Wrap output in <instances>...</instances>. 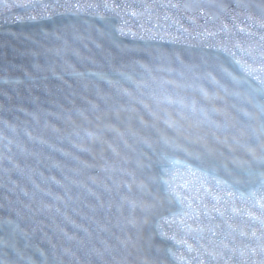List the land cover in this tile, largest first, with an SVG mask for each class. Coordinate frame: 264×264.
Wrapping results in <instances>:
<instances>
[{"label":"water","instance_id":"1","mask_svg":"<svg viewBox=\"0 0 264 264\" xmlns=\"http://www.w3.org/2000/svg\"><path fill=\"white\" fill-rule=\"evenodd\" d=\"M92 2L103 3V0ZM114 2L120 6V15L108 12L105 16L109 24L126 29V34L118 37L120 49L97 32L98 28L105 27L104 19L86 16L73 21L60 7L65 0H44L50 5L47 12L52 13L51 18L36 20L28 19V13L21 8L4 7L14 0L0 2V137H3L0 139V156L3 157L0 159V218L11 216L18 220L21 228L31 234L34 245L48 248L50 240L63 246L60 229L69 234L77 233V229L55 211H40L41 200L56 205L51 198L37 193L33 200L31 195L24 194L25 191L33 193L34 184H39L67 200L66 204L57 206L71 221L89 228L90 246L101 248V241L112 246L113 251L104 257L107 264H113L114 260L125 264H143L145 260L177 264L170 252L163 251L166 249L182 255L190 264H199L201 259L210 261L195 236L184 234L180 218L173 220L172 212L176 208L166 199L167 188L154 180L163 171L159 163L164 150L161 137H180L187 143L183 137L206 136L209 147L223 153V158L228 160L247 159V153L238 147L229 151L225 144L214 139L215 135L231 141L237 134L236 128L218 130L201 122L200 116L190 109L179 105L157 106L151 97L168 94L189 105L195 101L198 108L210 113L218 109L220 111L212 115L218 124L225 123L224 111L242 121L244 117L238 109L251 111V107L233 95H226L221 86H227L230 92L243 90L237 88L228 75H243L237 60L254 69L264 67L262 0ZM43 11L37 9L33 14L40 16ZM69 23H75V29H66ZM57 30L67 32V48L64 41L54 35ZM157 33L164 38L141 40V36ZM57 49L62 51L57 52ZM230 52L235 53V57L229 55ZM114 71L124 72L141 84L137 88L136 83L121 79L120 87L133 91L137 99L152 105L157 113L155 118L136 103L137 113L130 125L126 121L129 113L122 112L117 119L115 108L127 105L128 99L119 95L106 80L74 74L100 72L119 79L113 77ZM260 74L257 71V75ZM97 88L109 96L107 101L98 97ZM201 89L207 91L210 98L206 99ZM93 104L99 106V111L92 110ZM140 117L146 125L140 122ZM168 119L180 125L179 133L168 127L165 123ZM88 132L99 133L101 139L93 140ZM28 133L36 139H30ZM143 137L151 141L152 147L141 142ZM40 139L47 143L40 144ZM168 154L180 161L174 166L176 182L191 183L193 178L184 175V153L169 151ZM223 158L216 156L218 161ZM14 164L19 165L20 171ZM8 169L11 171H6ZM52 177L65 187L56 184ZM217 179H225L224 173L220 172ZM208 188L210 194L204 196L207 214L201 211L198 217L185 218V223L192 228L212 226L217 233L234 237L229 242L236 251L226 253L228 264H264V251L258 240L264 230L256 219L264 216L260 208L262 194L257 192L255 199L236 198L225 204L226 189L218 187L210 177ZM213 196L222 199L218 203ZM130 201L136 202L135 209ZM232 207L237 211L233 212ZM216 208H227L226 216L222 218L214 211ZM131 218H135L137 226L128 224ZM102 227L108 230L100 231ZM77 234L84 235L83 232ZM173 236L176 240L186 239L200 255L196 250L189 251L186 246L177 244ZM117 237L120 240L130 237L135 246L130 244L124 248ZM6 238V230H0V239ZM211 239L205 232L202 243ZM17 240L21 248L27 243L22 235ZM157 249L162 251L157 252ZM6 251L0 246V258L17 259L4 257ZM219 264H224V260Z\"/></svg>","mask_w":264,"mask_h":264},{"label":"snow or ice","instance_id":"2","mask_svg":"<svg viewBox=\"0 0 264 264\" xmlns=\"http://www.w3.org/2000/svg\"><path fill=\"white\" fill-rule=\"evenodd\" d=\"M0 2H2V0H0ZM172 6L176 7V5ZM242 6L248 7V5ZM4 7L9 9L13 7L21 8L28 13L27 18L30 20L51 18L52 15V13L47 12L50 5L44 3V0H14V3L4 4ZM60 7H63L64 13L73 21L86 16H98L104 19L105 27L98 28L97 32L102 38L109 40L114 48H121L118 37L124 36L126 34V29L124 26L117 27L115 24H109L108 18L105 16V13L108 12H111L116 16L120 15V6L117 5L114 0H103V3L92 2V0H65V3L60 5ZM101 8L103 11H101ZM37 9L44 10L43 14L40 16L34 15L33 13ZM260 11L261 14L264 15V0H262L260 5ZM132 14L136 15L135 12ZM21 18L22 17H17V19ZM65 28L75 29V23L66 24ZM131 34L135 35V33ZM54 35H56L58 40L64 41L65 48L68 47L67 32L62 33L57 30ZM158 37L160 39L164 38L157 33L150 34L147 37L141 36V40H155ZM56 51L60 52L62 49H57ZM224 51L227 52L228 49H224ZM229 55L235 57V53L230 52ZM262 59H264V57H262ZM236 63L242 69L243 75L234 76L231 73H228V75L231 77L234 85L243 90L230 92L227 86L222 85L221 87L226 95H233L238 100L242 101L243 104L251 107V111L247 108L238 109L244 117L242 121L238 120L236 117H231L227 111H224L222 115L225 117V123L218 124L212 119V115L220 111L218 109H213L210 113L207 109L198 108L195 101L189 105L183 99H177L168 94H153L151 97L157 106L164 104L179 105L182 109H190L194 115L198 114L200 116L201 122H205L218 130L223 129L224 131H228L230 128H236L237 134L231 137V141H229L228 137L221 140L219 136L215 135L214 139L219 143L225 144L229 151H235L238 147L247 153V159L228 160L227 158H223V153H216L209 147L208 137L206 136H197L194 139L191 136L183 137V140L187 141V143L182 142L180 137H161L164 150L160 153L159 163L162 166L163 171L160 176L154 177V180L163 184L167 188L166 199L169 204L174 205L176 208V210L172 212L173 220H175L176 217H179V223L184 228V234L194 235L200 248L203 249L204 255L211 258L210 261L201 259L199 264H219L221 259L224 260V264H228L226 253H234L236 251L231 247L229 242L230 240H233L234 237H230L229 234L217 233L212 226H209L208 228H192L185 223V218L198 217L201 211H204V214H207V204L204 203V196L210 194V189L208 188L209 177L215 181L218 187L222 186L227 190V200L224 201L225 204L233 202L236 198H239L241 201L255 199L257 192H259L262 194L260 198V208L264 211V67L254 69L240 60H237ZM142 66L147 67L146 65ZM36 67L39 68V65ZM225 71L227 72L226 69ZM257 71L261 74L257 75ZM74 74L79 77L91 76L106 80L107 84L115 88L119 95L128 99L127 105H119L115 108L117 119H120L122 112L129 113L126 117V121L130 125L133 115L137 113V109L134 106L136 103L141 104L154 118L157 116V113L152 110V105L146 103L143 99H137L133 91L120 87L121 79L136 83L137 88L141 87V84L133 81L130 75L124 72L114 71L112 75L113 77L119 78L117 79L109 78L104 73L100 72H76ZM216 83L219 84L218 81H216ZM201 92L206 99L210 98L207 91L201 89ZM97 95L102 100L107 101L109 99V96L99 88H97ZM92 110L99 111V106L93 104ZM80 114L84 116L83 112ZM84 119H87V117L84 116ZM140 122L145 125L147 124V122L143 120V117H140ZM165 123L177 133L181 131L180 125L175 120L168 119ZM8 126L12 128L13 132L16 131L11 125ZM109 127L112 131L118 132V129L112 126ZM87 135L93 140L101 139L99 133L88 132ZM120 135H123V133H120ZM28 136L30 139H36L31 136V133H28ZM0 139H3V137H0ZM141 142L152 147V143L147 137H143ZM11 143L12 141L10 140L9 144ZM39 143L45 144L47 142L40 139ZM189 144L196 145V147L190 148L188 146ZM169 151L184 153V175L193 178L191 183L188 181H185L183 184L176 182L174 166L179 164L180 161L176 160L174 156H169ZM65 154L67 155V153ZM217 155L223 159L218 161L216 159ZM0 159H3V157L0 156ZM9 161L10 163L12 162L11 158H9ZM14 167L16 170L20 171L19 165L14 164ZM6 171H11V169ZM220 172L224 173L225 179H217ZM51 179L60 187H65L60 181H56L55 177H52ZM129 187L131 186L129 185ZM141 187H143V185ZM34 189L35 191L33 193L29 194L25 191L24 194L26 196L31 195V198L34 200L36 194L40 193L56 202V205H53L46 204L41 200L40 211H55L57 214L63 215L64 219L70 222L73 225V228L77 229V233L83 232L84 235L80 236L77 233L69 234L66 230L60 229V232L64 237V245L58 246L49 240V247L41 248L39 245L32 244L31 234L21 228L18 220L12 219L11 216L0 218V230H6L7 233L6 239H0V246L7 249L4 253V257L15 256L17 258L15 260L0 258V264H107L104 257L113 251L112 246L109 245L107 241H101V248L90 246L92 233L89 228L84 227L83 225H78L75 221H71L67 214L63 212L62 208L57 206L60 203L66 204L67 200L63 196L54 194L51 190L41 188L39 184H34ZM201 193H203V195H201ZM91 194L96 195L95 193ZM97 198L99 199V197ZM213 199L219 203L222 198L219 196H213ZM196 201H199V204H197ZM129 203L133 209L137 207L135 201H130ZM102 206L103 203L101 202V207ZM95 210V208L92 209L93 212H95ZM231 210L233 212L237 211L235 207H232ZM214 211L224 218L228 209L224 208L221 210L220 208H216ZM16 215L17 217H20V212L17 211ZM256 219H258L262 230H264V216L257 217ZM128 224L137 226V221L135 218H131L128 220ZM229 228H231V225H229ZM107 230L108 229L105 227L100 228V231ZM205 232L209 233L212 237L208 243H202ZM19 235H22L27 241V243L23 245V248H21L17 240ZM252 235L255 237L256 233L253 232ZM172 239L175 240L177 244L186 246L189 251L196 250L197 255H200V251L194 249L193 245L189 244L186 239L176 240L175 236H173ZM117 240L124 248H127L130 244L135 246V242L132 241L130 237L125 240H120L119 237H117ZM258 240L261 251H264V231H262ZM29 249L31 250L30 253L27 251ZM160 251L162 250L157 249V252ZM163 251L170 252L177 261V264H190V262L186 261L182 255H177V253L173 252L171 249ZM252 251L255 252V249H252ZM241 255H243V253H241ZM93 257L96 258L95 261L93 260ZM113 264H125V262L114 260ZM143 264H165V262L145 260L143 261Z\"/></svg>","mask_w":264,"mask_h":264}]
</instances>
